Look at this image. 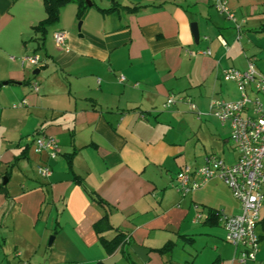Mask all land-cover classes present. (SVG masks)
I'll return each instance as SVG.
<instances>
[{
	"label": "crops",
	"instance_id": "crops-1",
	"mask_svg": "<svg viewBox=\"0 0 264 264\" xmlns=\"http://www.w3.org/2000/svg\"><path fill=\"white\" fill-rule=\"evenodd\" d=\"M226 1L239 31L213 0H84L80 19L71 2L41 43L33 27L46 18L43 0H0V264H240L221 222L209 221L211 211L241 213L227 185L211 179L186 195L173 185L210 155L236 162L230 123L208 105L240 98L227 69L252 60L264 74V0ZM27 55L43 65L22 63ZM170 95L190 96L202 115L182 102L164 107ZM37 133L57 140V158L35 151ZM31 161L51 174L30 177ZM15 168L23 179L10 190ZM256 234V258L243 264H264V212ZM117 237L107 251L101 238Z\"/></svg>",
	"mask_w": 264,
	"mask_h": 264
},
{
	"label": "built area",
	"instance_id": "built-area-1",
	"mask_svg": "<svg viewBox=\"0 0 264 264\" xmlns=\"http://www.w3.org/2000/svg\"><path fill=\"white\" fill-rule=\"evenodd\" d=\"M213 6L231 20L238 31L240 30L226 0H213ZM53 40L58 48L69 49L65 32H54ZM219 40L227 49V43L221 37ZM197 54L209 55L210 51H198ZM21 62H28L37 67L44 63L38 55H27ZM223 76L236 84L240 98L236 101L211 100L208 115L221 123H230V138L238 152V158L235 163L227 165L218 157L210 155L201 167L194 170L190 167L182 169L176 175L173 185L181 195L199 189L211 179H220L227 185L233 197L239 201L241 213L227 215L223 211H216V214L225 231V240L234 247V260L243 264L256 258L259 249L256 226L264 207V102L260 99L264 96V74L257 71L253 61L249 60L245 70L229 68ZM119 80L123 81L124 77L120 76ZM250 85H253L257 96L250 97L247 94L246 90ZM32 88L37 91L38 85L34 83ZM176 102L187 104L197 117L202 115L187 95L168 96L164 107H170ZM22 104H25V101ZM246 111H250V114H245ZM33 144L35 151L46 155L47 159H55L60 153L59 144L51 135L37 133ZM38 173L41 177H48L51 169L47 164L40 165Z\"/></svg>",
	"mask_w": 264,
	"mask_h": 264
},
{
	"label": "trees",
	"instance_id": "trees-1",
	"mask_svg": "<svg viewBox=\"0 0 264 264\" xmlns=\"http://www.w3.org/2000/svg\"><path fill=\"white\" fill-rule=\"evenodd\" d=\"M71 2L77 3L78 5L77 17L80 19L84 9V0H43L46 18L40 24L33 27L34 33L39 36L37 40H41L42 43L48 28L54 25L59 20V13L61 8H63L66 4ZM3 187L4 185L0 183V189H2ZM209 221L214 224L219 221L216 211L210 212ZM101 241L106 247L107 251L110 252L112 248L114 249L119 244L120 239H118L117 237V239L113 241V244L111 242H107L102 238ZM169 246H170L169 244L165 245L160 249V251H165L166 249H168Z\"/></svg>",
	"mask_w": 264,
	"mask_h": 264
},
{
	"label": "rangeland",
	"instance_id": "rangeland-1",
	"mask_svg": "<svg viewBox=\"0 0 264 264\" xmlns=\"http://www.w3.org/2000/svg\"><path fill=\"white\" fill-rule=\"evenodd\" d=\"M91 1V0H89ZM96 2H98V0H95ZM78 23L79 21H77V24H76V29H75V34L78 35ZM52 32H53V28H50L46 34V40H50L51 41V37H52ZM32 70H35L36 67H32ZM51 66L49 65L47 68H43L41 69L40 73L38 74V80H40L42 82V80H44L45 78H47L48 76H50V71H51ZM24 165V164H23ZM27 172L24 171V173L28 174L30 177H34V178H41L40 175L38 174V168L35 164V162L31 161L28 163L27 165ZM23 177L21 176V172L18 171L17 168L13 169L12 173H11V177H10V181H9V184H8V188L10 190H12L14 187H17L18 184H19V181L22 180ZM43 179V178H41ZM45 180V178L43 179ZM262 212L264 211H261L260 215L262 214ZM51 237V236H50ZM49 237V239H50Z\"/></svg>",
	"mask_w": 264,
	"mask_h": 264
},
{
	"label": "water",
	"instance_id": "water-1",
	"mask_svg": "<svg viewBox=\"0 0 264 264\" xmlns=\"http://www.w3.org/2000/svg\"><path fill=\"white\" fill-rule=\"evenodd\" d=\"M80 27H81V22L78 23V31H80ZM191 32L193 34V37H194L195 42H197L198 39H199V33H198V30H197L196 23H192L191 24ZM79 36L81 37L82 35L79 34ZM33 73L34 74L38 73V69L34 70ZM3 84H6V82H4ZM0 86H1V84H0ZM6 182H7V179H6V177H4L3 184H5ZM52 239H53V237H50L49 243H48L49 245L51 244Z\"/></svg>",
	"mask_w": 264,
	"mask_h": 264
}]
</instances>
